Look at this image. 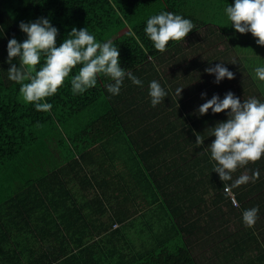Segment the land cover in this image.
I'll return each mask as SVG.
<instances>
[{
    "label": "trees",
    "instance_id": "16d2710c",
    "mask_svg": "<svg viewBox=\"0 0 264 264\" xmlns=\"http://www.w3.org/2000/svg\"><path fill=\"white\" fill-rule=\"evenodd\" d=\"M232 3L234 0H0V264H198L192 242L199 233L211 235L213 229L227 226L231 215L259 206L252 228L243 227L250 230L249 240H237L226 256L233 257L238 248L248 249L257 227H264V157L238 167L232 180L223 182L213 171L216 162L207 146L214 140L209 128L226 120L228 110L213 114L209 109L202 116L195 110L205 102L202 92L207 98L213 94L223 98L228 91L236 95L245 91L249 94L238 96L241 100H264V81L242 75L217 84L214 75L199 71L195 78L203 81L194 83V92L200 94L171 99V82L166 73H159L160 64L169 63L175 55L186 59L189 49H184V40L169 41L160 52L143 31L147 18L158 12L182 14L195 24L184 38L193 35L195 39L187 45L192 55L194 51L198 54L192 62L206 67L223 62L233 71L237 63H231V50L243 53L245 68L254 71L264 66V46L251 33H238L231 26L225 9ZM38 17L48 18L59 29L58 45L72 27H87L98 41L111 40L120 49L121 66L139 77L143 86L125 78L120 93L112 95L105 87L110 81L100 75L95 87L73 94L70 77L78 73L77 65L58 91L45 98L53 104L51 111H37L23 99L20 84L8 79L10 63L19 65L20 61H7V43L13 36L18 41L26 39L20 21ZM129 31L139 39L128 35ZM219 43L224 45L222 49L217 48ZM203 46L213 48L204 59L198 51ZM153 79L169 92L155 107L148 94ZM197 134L205 138L202 145L196 143ZM166 156L172 162L165 169L173 174L167 181L178 191L163 192L160 175L149 173L143 179L145 172L135 173V180L130 181L135 183L122 187L128 173L153 169ZM126 157L132 162L128 164ZM91 163L98 166L104 184L89 199L81 192L85 167ZM257 169L258 179L229 189L239 202L237 209L226 186ZM126 204L130 209L128 206L123 214ZM106 215L113 223H131L123 231L103 230ZM112 233L117 237L113 239ZM261 258L263 252L246 262L257 264Z\"/></svg>",
    "mask_w": 264,
    "mask_h": 264
},
{
    "label": "clouds",
    "instance_id": "9594fccd",
    "mask_svg": "<svg viewBox=\"0 0 264 264\" xmlns=\"http://www.w3.org/2000/svg\"><path fill=\"white\" fill-rule=\"evenodd\" d=\"M227 18L236 32L251 33L257 38L256 43L264 46V0H234L225 9ZM195 28L190 18L172 11L163 10L146 20L144 33L153 43L155 50L163 52L169 41H185L187 34ZM19 29L26 34V39L18 41L15 36L7 43V61L18 58L19 65L10 63L8 79L20 84V94L26 102L32 103L37 111L50 112L53 104L45 98L53 96L69 77L72 69L79 65V71L70 77L73 94H82L97 85L98 76L103 75L110 82L105 87L108 93L118 95L125 78L134 85L143 86V81L125 69L120 63V49L111 40L98 41L87 27H72L59 45V29L46 17L34 21H20ZM128 35L136 37L134 31ZM137 40L139 37H136ZM236 64V60L231 62ZM39 65V67H37ZM214 75V82L219 84L225 78H234L223 62L205 69ZM255 77L264 81V66H257ZM184 87H177L175 93L180 97ZM151 105L157 106L169 95L168 90L158 80L153 79L148 85ZM205 99L195 111L205 115L211 109L213 114L226 112L227 119L217 121L209 136L214 140L207 146L211 158L216 162L213 171L224 181L232 180V173L249 162L259 161L264 157V100L250 97L241 100L234 92L228 91L223 98L213 94ZM204 137L196 136V143L202 145ZM259 170L252 175H240L226 191L258 179ZM232 199V198H231ZM233 200V199H232ZM234 203L235 200L233 201ZM259 206L245 209L242 219L246 226H253L258 219Z\"/></svg>",
    "mask_w": 264,
    "mask_h": 264
},
{
    "label": "crops",
    "instance_id": "0c3cea01",
    "mask_svg": "<svg viewBox=\"0 0 264 264\" xmlns=\"http://www.w3.org/2000/svg\"><path fill=\"white\" fill-rule=\"evenodd\" d=\"M184 49L187 51L190 48L184 47ZM237 54L239 56L241 54V56H240L239 60L236 61L237 62V64H236L237 68H236V70H233L235 75H234V78L232 80L235 81L238 78H240L242 75H245L250 80L253 79V76H255V71H250V70H247L245 68V65L243 64L242 59H241V57L244 55L243 53H240V54L237 53ZM177 56H180V55H175L169 63L166 62L165 64H160V66H163L164 68H166L168 70V67L176 65V69H178L180 71L179 74H175L174 72H169V70H168L169 73L167 75L170 82H171V86H170L171 90H172L171 91V96H172L171 99L179 101L180 97H182V96L191 98L192 96H196L197 94H200V92L199 93L194 92V83L198 82V81H203V80L197 79L195 77H197L200 74L199 71H202V72L207 74V72L205 71V69L207 67L202 65V64H196V63L194 64L193 62L187 63V55L184 56L186 59H183V56H180L182 59V63H180V62H178ZM174 59H177V61L174 62L173 61ZM204 86L208 87L207 84ZM177 87H184L180 97L175 93V90ZM247 93L248 92L245 93V91L242 93L238 92L237 96H246ZM147 148L148 147L145 146V149H147ZM126 159H127L128 164L132 162V160L128 157H126ZM171 162H172V159L169 156H166L164 159L157 161V164L156 163L154 164L153 169L148 167V169H146V171L140 170L137 172L128 173L127 174L128 177L124 178L122 181V184H123L122 187L126 188V186L128 184L135 183V182H130L132 179L135 180L133 178V175L135 173L141 174L142 172H145L143 179H145L147 177V174H149V173H154L153 177L160 175L159 177L162 179V183H163V185H162V191L163 192L172 193V190L178 191V189H176L173 185H171V183L169 181H167V179L173 175L172 173L169 172L168 169H165L168 165L170 166V164H168V163H171ZM85 170H86V176L83 177V180H85V181H82L83 187H82L81 193L86 194L90 199V198H92L91 196L93 195V193H95V194L98 193V191L102 188V186L100 184H104V183L102 181V177L100 178L98 176V173H97L98 166L96 165V163H91V164L87 165L85 167ZM125 171L129 172V165H126ZM143 179H141L140 181L143 182ZM183 191H184V189H183ZM106 193L107 194L110 193L111 197H115V194H113V192H111V191H107ZM128 206L126 204V208L124 207L123 214L128 212ZM129 209H130V206H129ZM102 221H103V226H101V228L103 230H105V228H110V229H113V231L126 230L131 223L129 220H124V221L117 220V222L113 223L111 218H109L107 215L104 216V218H102ZM108 224H110L112 227H106ZM90 227L91 226H89L88 228H90ZM114 233H112V235H114L113 239L116 238L118 235V234H114ZM95 237L97 238V233H95Z\"/></svg>",
    "mask_w": 264,
    "mask_h": 264
},
{
    "label": "rangeland",
    "instance_id": "374dc122",
    "mask_svg": "<svg viewBox=\"0 0 264 264\" xmlns=\"http://www.w3.org/2000/svg\"><path fill=\"white\" fill-rule=\"evenodd\" d=\"M11 30L15 32V27L12 26ZM203 30H205V28ZM192 38L194 39L193 35L188 36V39L183 42L184 47H187V45L191 42ZM229 45H232V43ZM223 47L224 45L222 43L221 44L219 43V46L217 48L222 49ZM190 49L187 52L188 53L187 63L192 62L191 59L194 56L198 55L197 52L195 51L193 52L194 55H192ZM198 51H201L200 54L204 59L205 56L203 55L204 54L208 55L211 51H213V48L212 50H209V48L206 49V47L203 46ZM240 56L238 54H234L231 50H229V57L231 61L233 60L238 61ZM177 57H178V62L182 63L181 57L180 56ZM173 61L175 62L177 61V59H174ZM165 62L166 61H162V64H165ZM155 64L158 67V63ZM159 69H160L159 73L160 72L162 74L166 73L167 75L169 72H174L175 74L180 73V71L176 69V65L168 67L169 72L163 66H160ZM214 138L215 137L213 136V139ZM247 168L244 169V172H246ZM210 196L211 193H209V195H206V197H210ZM234 206H236V208L238 209L240 207L239 202L237 201V203H234ZM223 209L224 211H226L228 210V207L224 206ZM194 211H197L195 207H194ZM231 217L232 219L229 221V224L227 226L218 229H213L215 230L213 234L204 235L203 234L204 231H203L202 233H199V238L197 239L195 238L196 241H194L193 238V241L195 243L192 242V246H193L192 249L194 251L193 253H195L197 256L198 264H242V263L248 264L246 262L247 260L256 259V257H259V255L262 252L264 253V227L261 225L258 226L257 229L255 230L256 232L254 234L255 241L252 239L249 242V246L246 251H243L242 249L238 248L237 250L239 253L235 254L233 257L226 256L227 252H229L235 247V243L237 240H241L242 238L245 237L249 240V235H250V230L244 229L243 227H247V226L244 224L243 221H240L242 215L233 214L231 215ZM261 222H264V220H261ZM210 233H211V229H210ZM257 264H264V258L257 259Z\"/></svg>",
    "mask_w": 264,
    "mask_h": 264
},
{
    "label": "bare ground",
    "instance_id": "6f19581e",
    "mask_svg": "<svg viewBox=\"0 0 264 264\" xmlns=\"http://www.w3.org/2000/svg\"><path fill=\"white\" fill-rule=\"evenodd\" d=\"M151 3V2H150ZM115 4V3H114ZM159 13V12H158ZM148 19V18H147ZM98 31H99V29H97ZM98 31L96 32V33H98ZM129 33V32H128ZM132 42V41H131ZM133 43V42H132ZM248 60V59H247ZM145 98V97H144ZM142 104V103H141ZM123 106V105H122ZM147 106V105H146ZM111 112V111H110ZM108 113V112H107ZM105 115H108V114H105ZM106 119V118H105ZM107 124H109V122L107 123ZM119 124V123H118ZM103 127V126H102ZM134 132V131H133ZM109 139V138H108ZM116 140V139H115ZM72 141V140H71ZM103 142V141H102ZM104 143V142H103ZM109 144V143H108ZM111 144H112V142H111ZM103 146H104V144H102ZM110 145V144H109ZM111 147V146H110ZM115 148V147H114ZM111 150V149H110ZM86 153H88V152H86ZM115 153V152H114ZM66 155V154H65ZM66 157H68V155L66 156ZM91 157V156H90ZM92 158V157H91ZM87 159V158H86ZM116 162V161H115ZM83 163H85V162H83ZM127 172V171H126ZM123 174V173H122ZM113 176V175H112ZM63 186V185H62ZM61 193V192H60ZM47 200V199H46ZM8 249V248H7ZM43 249V248H42ZM5 251V250H4Z\"/></svg>",
    "mask_w": 264,
    "mask_h": 264
},
{
    "label": "built area",
    "instance_id": "2783aa9c",
    "mask_svg": "<svg viewBox=\"0 0 264 264\" xmlns=\"http://www.w3.org/2000/svg\"><path fill=\"white\" fill-rule=\"evenodd\" d=\"M229 192L231 193V198L233 199V201L234 200L236 201V199H235L234 195L232 194V192L230 190H229Z\"/></svg>",
    "mask_w": 264,
    "mask_h": 264
}]
</instances>
